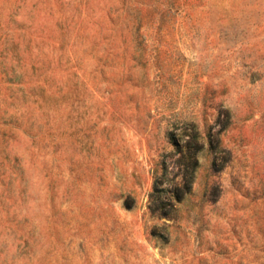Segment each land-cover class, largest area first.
<instances>
[{
	"label": "rangeland",
	"instance_id": "obj_1",
	"mask_svg": "<svg viewBox=\"0 0 264 264\" xmlns=\"http://www.w3.org/2000/svg\"><path fill=\"white\" fill-rule=\"evenodd\" d=\"M0 264H264V0H0Z\"/></svg>",
	"mask_w": 264,
	"mask_h": 264
},
{
	"label": "trees",
	"instance_id": "obj_2",
	"mask_svg": "<svg viewBox=\"0 0 264 264\" xmlns=\"http://www.w3.org/2000/svg\"><path fill=\"white\" fill-rule=\"evenodd\" d=\"M178 146V145H177ZM179 148V153L181 154V159H179V165L185 167L182 171L183 174V187L182 189H189L192 183V177L193 173L196 170L197 167V152L199 150V144H198V136L197 134L192 135L189 140L186 142L185 146H178ZM186 149V155H183V149ZM185 161V162H184ZM157 188L155 190H159L158 182L156 184ZM179 193H181V188H178ZM151 209L152 211H157L158 208H155L154 204L152 206L151 204ZM161 213L166 215V210L165 208L161 209Z\"/></svg>",
	"mask_w": 264,
	"mask_h": 264
}]
</instances>
